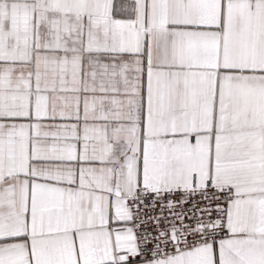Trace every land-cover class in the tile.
I'll list each match as a JSON object with an SVG mask.
<instances>
[{"label":"snow or ice","instance_id":"6c2138e0","mask_svg":"<svg viewBox=\"0 0 264 264\" xmlns=\"http://www.w3.org/2000/svg\"><path fill=\"white\" fill-rule=\"evenodd\" d=\"M0 264H264V0H0Z\"/></svg>","mask_w":264,"mask_h":264}]
</instances>
